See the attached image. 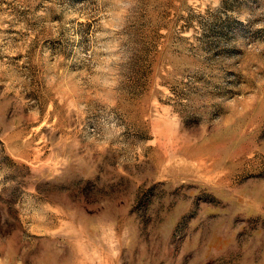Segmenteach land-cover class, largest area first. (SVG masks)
<instances>
[{
    "label": "rangeland",
    "instance_id": "374dc122",
    "mask_svg": "<svg viewBox=\"0 0 264 264\" xmlns=\"http://www.w3.org/2000/svg\"><path fill=\"white\" fill-rule=\"evenodd\" d=\"M0 264H264V0H0Z\"/></svg>",
    "mask_w": 264,
    "mask_h": 264
}]
</instances>
